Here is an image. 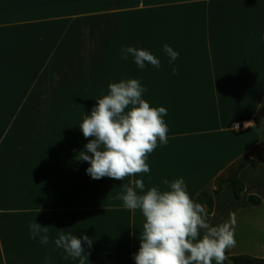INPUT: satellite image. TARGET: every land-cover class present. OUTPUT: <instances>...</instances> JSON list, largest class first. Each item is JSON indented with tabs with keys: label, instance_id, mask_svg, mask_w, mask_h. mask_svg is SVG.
Returning a JSON list of instances; mask_svg holds the SVG:
<instances>
[{
	"label": "crops",
	"instance_id": "1",
	"mask_svg": "<svg viewBox=\"0 0 264 264\" xmlns=\"http://www.w3.org/2000/svg\"><path fill=\"white\" fill-rule=\"evenodd\" d=\"M165 44L179 53L172 63ZM127 46L160 67L122 59ZM128 79L146 88L150 107L167 110L168 143L148 154V173L92 179L77 157L91 139L79 125L110 83ZM262 116L264 0H0V264H80L56 247L59 230L92 239L85 264H135L145 218L118 199L123 185L141 179L143 194L182 178L205 206L203 190L264 150ZM235 120L247 132L233 131ZM229 187L214 197L211 226L233 213L222 197ZM36 221L48 228L47 244L30 236Z\"/></svg>",
	"mask_w": 264,
	"mask_h": 264
},
{
	"label": "clouds",
	"instance_id": "2",
	"mask_svg": "<svg viewBox=\"0 0 264 264\" xmlns=\"http://www.w3.org/2000/svg\"><path fill=\"white\" fill-rule=\"evenodd\" d=\"M121 52L122 59L127 60L131 55L140 69H144L146 63L160 67V60L145 49L127 46ZM164 52L169 63L179 56L167 44ZM176 71L173 67L174 75ZM108 88L109 93L97 100L90 115L79 125L83 136L91 139L77 157L88 162L86 173L92 179L108 177L123 181L126 177L148 173V154L156 149L158 140L161 145L168 143V127L162 119L167 110L150 107L142 99L146 88L138 79L110 83ZM130 183L133 186L123 185L125 194L118 199L127 209H139L145 218L139 233L140 247L133 257L135 264H212L213 261L224 264L228 259L226 251L237 243L235 213L229 214V222L211 226L206 207L191 199L182 178L171 183L163 180L168 190L151 187L143 194L136 191L145 189L143 180ZM29 228L31 238L39 236L42 244L48 243L46 226L36 221ZM85 243L90 248L93 241L87 235H82L81 239L62 230L55 240L56 247L67 253L65 259L79 258L80 264L89 261Z\"/></svg>",
	"mask_w": 264,
	"mask_h": 264
},
{
	"label": "rangeland",
	"instance_id": "3",
	"mask_svg": "<svg viewBox=\"0 0 264 264\" xmlns=\"http://www.w3.org/2000/svg\"><path fill=\"white\" fill-rule=\"evenodd\" d=\"M259 131L263 137L260 148L264 149V116L260 117ZM243 183L247 188L241 194V199L239 200H235L232 197L230 187L229 190H224L222 193L223 200L227 201L226 205L233 203V213L236 215L234 227L237 243L235 247L229 250L233 254L264 258V166L259 167L255 171L250 168L243 175ZM250 194L260 197L258 205L251 204L248 201ZM223 221L226 223L230 219H224Z\"/></svg>",
	"mask_w": 264,
	"mask_h": 264
},
{
	"label": "trees",
	"instance_id": "4",
	"mask_svg": "<svg viewBox=\"0 0 264 264\" xmlns=\"http://www.w3.org/2000/svg\"><path fill=\"white\" fill-rule=\"evenodd\" d=\"M247 130L248 129H245L237 133L247 132ZM259 164L264 165V150L255 151L251 156H242L237 161H235L222 175L216 178L215 189L203 190L201 195L204 199V204L208 214H210L213 210L214 197L222 191L223 185L226 183L230 185L233 197L235 199H240L241 193L244 191V184L239 178V172L248 165L256 167ZM248 201L251 204L258 205L260 203V197L250 194L248 196ZM228 259L233 264H264V258L251 257L245 254L230 255Z\"/></svg>",
	"mask_w": 264,
	"mask_h": 264
},
{
	"label": "built area",
	"instance_id": "5",
	"mask_svg": "<svg viewBox=\"0 0 264 264\" xmlns=\"http://www.w3.org/2000/svg\"><path fill=\"white\" fill-rule=\"evenodd\" d=\"M230 128L235 132L243 131L247 128L245 121L235 120L231 123Z\"/></svg>",
	"mask_w": 264,
	"mask_h": 264
}]
</instances>
